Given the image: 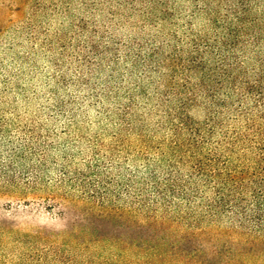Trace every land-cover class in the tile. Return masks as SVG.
Segmentation results:
<instances>
[{"label": "trees", "instance_id": "16d2710c", "mask_svg": "<svg viewBox=\"0 0 264 264\" xmlns=\"http://www.w3.org/2000/svg\"><path fill=\"white\" fill-rule=\"evenodd\" d=\"M170 1L120 3L155 33L131 25L139 36L125 40L101 31L96 40L99 30L78 25L90 34L83 47L92 56L85 54L82 64L89 66V77L110 72L97 84H82L117 109L95 135L74 140L67 134L61 163H51L56 179L48 176L49 137L36 146L30 132L25 149L11 144L20 165L0 161V182L19 185L23 178L28 189H47L48 201L78 212L81 220L68 237L88 235L84 250L92 242L115 251L88 264H162L150 258L168 255L221 264L231 251L223 247L207 256L198 239L226 221L224 235L237 231L246 245L264 251V0H192L177 29ZM198 17L206 22L195 30ZM96 59L116 68H95ZM141 98L152 107L148 117L138 114ZM67 107L61 103L60 113ZM195 107L207 111L205 120L192 117ZM70 140L80 147L77 154ZM76 156L85 158L77 163ZM28 157L37 164H26ZM94 219L113 230L98 237L89 223ZM172 232L185 233L177 240ZM126 246L137 252V262L125 260Z\"/></svg>", "mask_w": 264, "mask_h": 264}, {"label": "rangeland", "instance_id": "374dc122", "mask_svg": "<svg viewBox=\"0 0 264 264\" xmlns=\"http://www.w3.org/2000/svg\"><path fill=\"white\" fill-rule=\"evenodd\" d=\"M122 1L0 0L1 162L14 161L20 165L21 162L13 155L11 144L25 149L30 132H33L36 146L44 144L46 137L50 138L46 141L50 168L48 176L56 179L57 172L51 163L53 160L61 163L59 150H63L64 140L69 137L67 134L79 140L81 136L95 135L102 124L109 123L106 115L115 112L117 103H108L103 98L101 102L82 82L90 79L97 84L99 79L108 77L110 72L106 67L116 68V64L109 60L101 64L96 59L93 62L95 68L101 65L106 70L98 76L89 77V66L82 64L85 54L92 56V49L83 47L85 41H90V34L80 30L78 25L85 22L89 31L99 30L96 40L101 39V31L106 32V37L130 39L139 32V27L145 25L147 31L155 33L157 28L144 24L139 14H133L127 5H120ZM191 1H170L174 8L172 13L177 16L173 28L184 25V16L192 11ZM136 8L143 9L141 6ZM205 22V17L196 18L194 29H201ZM166 24L169 25V22L160 26ZM131 25L137 27L138 32L132 30ZM165 28L169 31L170 27ZM107 46L103 51L108 54L111 42ZM123 55L124 51H121L120 64L123 63ZM121 65L123 70L125 67ZM117 102L125 103L123 100ZM61 103L68 105L66 113H60ZM137 106L138 114L148 117L151 105L141 98ZM191 115L203 121L207 118V111L195 107ZM151 124L156 125V121H151ZM70 141L73 154H77L80 147ZM107 142H110L109 138ZM29 157L25 160L26 164H37L36 157L33 160ZM76 157L77 163L85 158ZM17 169L19 171L20 167ZM19 180V185L0 182V264H88L92 257L100 263L99 257L112 256L115 251L98 248L92 242H89L90 250H84L81 245L86 239H91L86 234H76V240L69 238L68 233L81 220L78 212L69 213V207L67 209L48 201L46 197L50 192L47 189L31 190L25 186L23 178ZM89 223L98 237L113 230L109 222L103 220L94 219ZM223 224L207 229L206 235L198 239L207 256L225 247L231 251L232 258L228 257L221 264H264L261 246L246 245L245 238L237 231L224 235L222 232L226 230L227 221ZM184 233L172 232L171 235L179 240ZM124 249L128 263L138 261L133 248L126 246ZM150 259L151 262L159 259L162 264H200L198 259L183 260L173 255Z\"/></svg>", "mask_w": 264, "mask_h": 264}]
</instances>
